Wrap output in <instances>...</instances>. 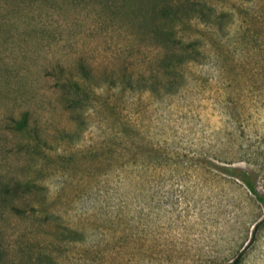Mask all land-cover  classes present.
I'll use <instances>...</instances> for the list:
<instances>
[{"label": "rangeland", "instance_id": "374dc122", "mask_svg": "<svg viewBox=\"0 0 264 264\" xmlns=\"http://www.w3.org/2000/svg\"><path fill=\"white\" fill-rule=\"evenodd\" d=\"M205 1L230 15L185 26L202 53L168 84L147 0H0V189L26 184L0 194L7 264H264L239 180L264 193L242 161L264 133V0Z\"/></svg>", "mask_w": 264, "mask_h": 264}, {"label": "trees", "instance_id": "16d2710c", "mask_svg": "<svg viewBox=\"0 0 264 264\" xmlns=\"http://www.w3.org/2000/svg\"><path fill=\"white\" fill-rule=\"evenodd\" d=\"M149 4L154 5L153 10L150 12V22L149 25L152 26L153 33L156 37L163 40L161 42L165 48L166 46L171 49L172 56H164L162 58L163 73L162 78L167 80L168 84H172V81L178 76L182 77L179 72V68L182 67L186 62L197 61L198 56L201 55V47L203 45L202 40L198 36H184L185 26H191L194 23H202L205 25H210L212 23H222L227 16L230 14L221 11L218 12L217 8L213 5H206L205 0H166L164 3L160 0H147ZM158 18L162 20V23H158ZM248 27V23L245 24L242 29ZM167 49V48H166ZM152 73V74H151ZM149 75L145 74V93L157 92L158 85L157 79L159 77L157 73L151 71ZM142 77H144L142 75ZM131 80V85H132ZM146 84H149L146 85ZM170 86V85H169ZM164 88V87H163ZM152 95V93H151ZM28 111L25 112L21 119L14 121V127L16 130L28 131L30 130V120L28 116ZM257 140L255 143L249 144L247 150H245L244 157L242 161L250 163L251 165L258 168V164L264 166L261 161L264 156V133L259 132L256 134ZM239 180L249 189V191L255 195L257 201L264 208V193L260 192L259 187L256 182V175L253 170H241L239 173ZM26 186L23 182H16L12 186L6 183V186L0 189V194H6L9 192L18 193L21 187ZM264 186V184H263ZM262 186V187H263ZM12 210L15 214H20L24 212L23 209L16 205L12 206ZM264 221V220H261ZM257 222L254 226L252 240H255L263 222ZM78 232V231H75ZM16 243L13 242L12 246L15 247ZM19 245V244H18ZM18 247V246H17ZM18 251V249H17ZM45 256L52 258L50 253L44 252ZM28 254L30 261L32 260ZM11 246L3 243L0 236V264H7L10 260L12 261L14 257L12 256ZM49 260L50 264L53 263V259ZM242 260V254H240L233 262L229 264H240ZM46 262V261H41ZM40 262H33L32 264H38Z\"/></svg>", "mask_w": 264, "mask_h": 264}]
</instances>
